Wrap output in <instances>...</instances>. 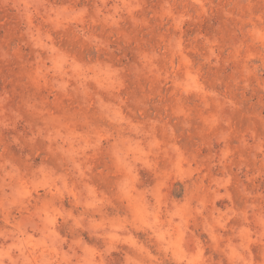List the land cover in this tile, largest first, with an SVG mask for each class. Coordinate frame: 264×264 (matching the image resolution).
<instances>
[{
	"label": "rangeland",
	"instance_id": "rangeland-1",
	"mask_svg": "<svg viewBox=\"0 0 264 264\" xmlns=\"http://www.w3.org/2000/svg\"><path fill=\"white\" fill-rule=\"evenodd\" d=\"M0 264H264V0H0Z\"/></svg>",
	"mask_w": 264,
	"mask_h": 264
}]
</instances>
